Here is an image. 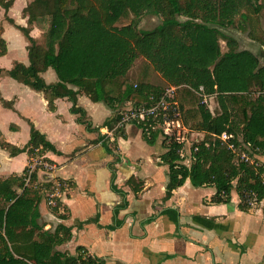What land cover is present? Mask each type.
<instances>
[{
	"label": "trees",
	"instance_id": "1",
	"mask_svg": "<svg viewBox=\"0 0 264 264\" xmlns=\"http://www.w3.org/2000/svg\"><path fill=\"white\" fill-rule=\"evenodd\" d=\"M13 1L0 0L7 10ZM239 5V0H32L24 16L30 25L46 22L49 28L43 35L47 43L20 28L29 41L30 65L17 63L5 73L44 92L52 109L55 99L68 98L71 112L89 131L95 128L86 111L77 106L78 93L105 103L115 112L105 122L113 129L122 119L118 110L122 105L149 106L152 98L161 97L169 86L178 87L183 122L206 134L195 145L197 151L192 146L191 164H184L182 145L167 143L160 128L149 125L146 132V124H139L150 145L160 138L165 140L162 159L169 167L167 195L190 179L195 187H215V202L230 203L236 190L240 208L247 210L253 196L258 202L264 199V166L242 161L218 138L227 132L252 158L264 156V94L259 95L264 92V66L252 52L236 51L223 33L226 26L234 24ZM144 15L159 16L162 23L154 29H140L138 20ZM224 39L229 48L226 52L221 45ZM6 50L0 32V56ZM139 58L153 66L165 87L131 81L128 73ZM48 68L56 73L57 83L47 84L40 76ZM3 73L0 69V75ZM200 87L215 98V115L203 104ZM114 133L123 136V127ZM40 147L55 150L32 128L28 147L11 148V154L28 148L33 155ZM37 180V173L28 185L26 173L0 179V264H50L54 247L70 238V230L60 226L53 235L36 239L44 197L31 184ZM56 205L53 208L60 204ZM64 257V264H102L83 254Z\"/></svg>",
	"mask_w": 264,
	"mask_h": 264
},
{
	"label": "crops",
	"instance_id": "2",
	"mask_svg": "<svg viewBox=\"0 0 264 264\" xmlns=\"http://www.w3.org/2000/svg\"><path fill=\"white\" fill-rule=\"evenodd\" d=\"M239 1L234 24L223 33L236 51L252 52L264 66V0ZM31 2L14 0L8 10L0 2V32L7 46L0 56V179L25 174L34 154L56 166L52 176L37 173L38 180L62 187L56 191L57 209L48 196L42 198L36 239L53 235L60 226L70 230V238L54 247L50 264L82 254L102 264H264V199L243 210L236 190L230 203L215 202V187H195L190 179L168 196L161 138L150 145L139 123L126 124L123 136L109 135L105 122L115 112L78 93L77 106L95 128L89 131L71 112L68 98L55 99L52 109L44 92L5 73L17 63L30 65L29 41L20 28L42 39L44 28L30 25L24 16ZM221 45L228 51L227 39ZM40 76L47 84L58 82L52 68ZM209 102L215 115V98ZM32 128L55 150L40 147L31 155L27 148L12 155L11 148L28 147ZM250 164L264 166V156H250Z\"/></svg>",
	"mask_w": 264,
	"mask_h": 264
},
{
	"label": "built area",
	"instance_id": "3",
	"mask_svg": "<svg viewBox=\"0 0 264 264\" xmlns=\"http://www.w3.org/2000/svg\"><path fill=\"white\" fill-rule=\"evenodd\" d=\"M198 93L203 98V104L209 109L210 97L205 94L204 88L200 87ZM261 94L263 95L264 92L259 93V95ZM152 100L153 104L149 106L132 105L129 109L121 112V121L116 124L115 128L110 129L108 134L113 135L117 129L122 128L129 123L140 124L141 122H144L147 126L146 132L149 131V125H156L163 132L164 136L168 138V141H173L182 145L181 156L184 158V164H191V148L192 146L199 144L202 139H196L194 143L191 137L195 135V131L188 128V126H186L183 122L180 101L178 98V87L169 86L161 95V97L158 99L152 98ZM218 138L221 143L232 152V154L236 155L244 162H250L249 153L242 150L236 145L235 142H233V136L231 134L225 132ZM197 150L198 148L195 146L194 151ZM38 170H41L49 176H52L56 170V166L42 157L33 159L26 172L27 185L30 183L33 174L37 173ZM61 187V182H58L55 184V186H53V192L50 196L51 205L56 204L55 197L58 196L56 191H59ZM257 202V199L253 196L249 203L250 207L257 204Z\"/></svg>",
	"mask_w": 264,
	"mask_h": 264
},
{
	"label": "rangeland",
	"instance_id": "4",
	"mask_svg": "<svg viewBox=\"0 0 264 264\" xmlns=\"http://www.w3.org/2000/svg\"><path fill=\"white\" fill-rule=\"evenodd\" d=\"M163 18L155 15H144L142 16L138 22H139V28L140 29H154L158 25L162 23ZM44 29V31L48 30V25L43 20H40L38 22ZM47 32V31H46ZM44 33V32H43ZM42 40L44 43H47V38L45 42V34L43 35ZM47 37V35H46ZM129 78L135 85H139L142 83H151L153 85L159 86L160 88L165 87V81L162 79V77L156 73L153 66L146 61L144 58H139L136 60L134 66L128 73ZM210 103V102H209ZM216 110V109H215ZM218 110V109H217ZM216 110V112H217ZM206 134L203 132H197L195 131L194 136H190L193 142L195 143L196 139L201 140L202 138L205 139ZM164 142L165 140L161 138ZM202 142V141H200ZM199 142V143H200ZM169 143V141H167ZM36 158L40 157L38 154H34ZM27 172V170H26ZM25 172V173H26ZM37 173H43L41 170H38ZM34 188L39 190L44 196H48L50 198L52 192H53V186H49L51 184L50 181L43 180H37L35 183H31ZM49 186V187H48Z\"/></svg>",
	"mask_w": 264,
	"mask_h": 264
}]
</instances>
